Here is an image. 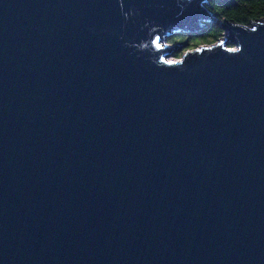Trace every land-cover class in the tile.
<instances>
[{
  "label": "water",
  "instance_id": "water-1",
  "mask_svg": "<svg viewBox=\"0 0 264 264\" xmlns=\"http://www.w3.org/2000/svg\"><path fill=\"white\" fill-rule=\"evenodd\" d=\"M210 1L0 0V264H264V21L168 43Z\"/></svg>",
  "mask_w": 264,
  "mask_h": 264
},
{
  "label": "trees",
  "instance_id": "trees-1",
  "mask_svg": "<svg viewBox=\"0 0 264 264\" xmlns=\"http://www.w3.org/2000/svg\"><path fill=\"white\" fill-rule=\"evenodd\" d=\"M208 6L217 15V22H208L198 31L183 34L181 37L174 36L169 38V41L184 42L187 40L189 45L186 49H192L202 44L209 45L217 42L224 31L219 21L225 18L245 24H250L255 20H264V0H211Z\"/></svg>",
  "mask_w": 264,
  "mask_h": 264
},
{
  "label": "rangeland",
  "instance_id": "rangeland-1",
  "mask_svg": "<svg viewBox=\"0 0 264 264\" xmlns=\"http://www.w3.org/2000/svg\"><path fill=\"white\" fill-rule=\"evenodd\" d=\"M205 5L208 7V5L205 3ZM220 22V21H219ZM220 24V23H219ZM201 29V28H200ZM198 31V30H197ZM224 35H225V30L222 32V35L220 36V38L218 39V40H220V39H223V37H224ZM174 36H177V34H175V35H173V36H170L169 38H172V37H174ZM170 39H168V41H169ZM217 40V41H218ZM168 43H170V44H173V43H184V42H182V41H179V42H171V41H169ZM216 43V42H215ZM177 45V44H176ZM187 46V45H186ZM183 47L181 50H179L176 54H174L172 57L175 59H178V58H180L181 56H182V53H183V51L188 47ZM234 48H235V46H234ZM188 49H190V48H188Z\"/></svg>",
  "mask_w": 264,
  "mask_h": 264
},
{
  "label": "flooded vegetation",
  "instance_id": "flooded-vegetation-1",
  "mask_svg": "<svg viewBox=\"0 0 264 264\" xmlns=\"http://www.w3.org/2000/svg\"><path fill=\"white\" fill-rule=\"evenodd\" d=\"M183 34H177V36L176 37H178V36H182ZM185 35V34H184ZM187 37V36H186ZM184 42H187L188 43V41L186 40V41H184ZM189 45V44H188Z\"/></svg>",
  "mask_w": 264,
  "mask_h": 264
},
{
  "label": "bare ground",
  "instance_id": "bare-ground-1",
  "mask_svg": "<svg viewBox=\"0 0 264 264\" xmlns=\"http://www.w3.org/2000/svg\"><path fill=\"white\" fill-rule=\"evenodd\" d=\"M264 21V20H263Z\"/></svg>",
  "mask_w": 264,
  "mask_h": 264
}]
</instances>
